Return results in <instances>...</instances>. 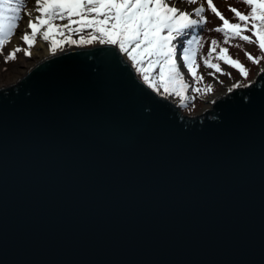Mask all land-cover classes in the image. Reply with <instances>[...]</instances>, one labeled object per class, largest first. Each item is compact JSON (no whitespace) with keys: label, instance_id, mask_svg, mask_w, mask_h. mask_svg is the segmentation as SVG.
<instances>
[{"label":"water","instance_id":"obj_1","mask_svg":"<svg viewBox=\"0 0 264 264\" xmlns=\"http://www.w3.org/2000/svg\"><path fill=\"white\" fill-rule=\"evenodd\" d=\"M119 47L0 86V264H264V68L186 115Z\"/></svg>","mask_w":264,"mask_h":264},{"label":"rangeland","instance_id":"obj_2","mask_svg":"<svg viewBox=\"0 0 264 264\" xmlns=\"http://www.w3.org/2000/svg\"><path fill=\"white\" fill-rule=\"evenodd\" d=\"M6 2L13 11L0 21V70L11 82L40 58L42 39L52 47L48 53L111 42L142 80L181 113L194 115L211 108V94L246 83L264 68V0ZM12 36L13 45L3 50ZM66 37L75 40L60 44Z\"/></svg>","mask_w":264,"mask_h":264},{"label":"bare ground","instance_id":"obj_3","mask_svg":"<svg viewBox=\"0 0 264 264\" xmlns=\"http://www.w3.org/2000/svg\"><path fill=\"white\" fill-rule=\"evenodd\" d=\"M34 15V14H33ZM35 16V15H34ZM15 37V36H14ZM13 36L12 37H9L8 38V40L6 41V43L4 44V46H3V50H5V51H7L8 49H10V47L13 45V43H14V40H15V38H14ZM14 38V39H13ZM174 39H175V35H171L170 36V41H169V43H168V49L170 50V51H172L173 49H174V44H173V41H174ZM72 41V40H75V37H66V39L65 40H63V41H60V44H66L67 43V41ZM61 42H63V43H61ZM59 43V42H58ZM103 43V42H102ZM102 43H99V44H102ZM106 43H111V42H106ZM97 44V43H96ZM37 45H39V47H41V54H40V58L41 57H44L45 56V54L46 53H48L49 51H50V49L52 48L50 45H49V41H47L46 43L45 42H43V39L41 40V42L39 43H37ZM98 45V44H97ZM10 46V47H9ZM52 50V49H51ZM188 51V50H187ZM188 53V52H187ZM188 55V54H187ZM191 59V58H190ZM170 63L172 64V63H175L176 64V62L175 61H170ZM177 69V71H178V68H176ZM3 76H5V71L3 72H1V70H0V86H2V85H6V84H8V83H10L11 81L10 80H7V79H5ZM3 77V78H2ZM153 89V88H152ZM157 92V91H156ZM225 92V91H224ZM160 93V92H159ZM162 95V94H161ZM220 95H222V93H220V92H216V93H214V94H211V98H212V101L214 100V98H216V97H218V96H220ZM164 96V95H163ZM169 99V98H168ZM169 100H171V99H169ZM172 101V100H171ZM212 105V104H211Z\"/></svg>","mask_w":264,"mask_h":264},{"label":"trees","instance_id":"obj_4","mask_svg":"<svg viewBox=\"0 0 264 264\" xmlns=\"http://www.w3.org/2000/svg\"><path fill=\"white\" fill-rule=\"evenodd\" d=\"M6 1L7 0H0V13H1L0 14V21L4 17L7 18V19H10L12 17V15L9 12L10 11H13V8H11L10 6H8ZM119 24H120V20H119Z\"/></svg>","mask_w":264,"mask_h":264}]
</instances>
